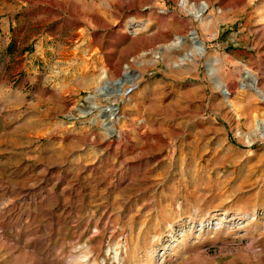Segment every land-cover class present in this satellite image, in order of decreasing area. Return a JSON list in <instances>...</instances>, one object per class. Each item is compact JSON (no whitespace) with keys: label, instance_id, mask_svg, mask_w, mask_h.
I'll use <instances>...</instances> for the list:
<instances>
[{"label":"rangeland","instance_id":"1","mask_svg":"<svg viewBox=\"0 0 264 264\" xmlns=\"http://www.w3.org/2000/svg\"><path fill=\"white\" fill-rule=\"evenodd\" d=\"M0 5L45 16L21 38L34 71L0 75V264H264V99L251 84L264 94V0ZM49 12L156 38L111 76L65 31L35 51L58 26ZM123 72L127 93L106 99Z\"/></svg>","mask_w":264,"mask_h":264},{"label":"crops","instance_id":"2","mask_svg":"<svg viewBox=\"0 0 264 264\" xmlns=\"http://www.w3.org/2000/svg\"><path fill=\"white\" fill-rule=\"evenodd\" d=\"M11 10L12 9H7L4 13H0V75H5L8 72H11L12 69L20 67L30 68L34 71L35 64L33 63L34 61H37V59H35V56H32L33 59H31V57L24 55L26 50H22L23 39L21 38L23 34L26 33L24 30L25 27L28 25H34V21L39 20L41 17L44 18L41 20L45 21V16L42 14L30 17L28 15L16 14L14 12L11 13ZM49 14V21L55 20L54 22H58V26L55 30L49 31V33L41 29L39 33L33 36L36 37V42H33L36 47L35 51H42L43 47L46 48L48 46L50 50H53L55 44L54 40L44 46L42 45L43 41L46 40L47 37H49V39L51 37H57L65 31L66 35H73L78 38L79 43L77 45L78 47H82L83 51H94L95 55L98 54L97 56L99 57L95 56V58H100L101 69H103L107 75L111 76L117 74L120 69V63L130 53L135 51L133 47L135 42L155 40L156 38L155 33L127 35L123 28L111 30V28L107 27H112L113 23L107 25L108 23L106 22L105 25H98L95 28L87 29V18L79 16L78 13L72 17L69 16L71 18H65L64 16H66V14L60 18H56L57 15H54L53 12H49ZM104 19L108 20L105 17ZM70 20H73L72 25H69ZM13 26H16V28L14 29ZM108 31L115 32L114 34H107ZM102 40H105L106 42L104 46L101 43ZM28 41H30V37L28 38ZM65 46L62 45L61 49L66 50L64 48ZM95 49L97 51H95ZM67 50H69V48ZM217 57L216 60L219 59V62H217L216 72L220 77L219 80L224 84L227 80L225 79L227 74L225 73V65L228 63V60H225V56L223 55L218 54ZM212 78L214 80L216 77L213 76ZM154 90L155 87L153 88L152 86L147 89V94L150 92L153 93ZM259 91L262 92V90Z\"/></svg>","mask_w":264,"mask_h":264},{"label":"bare ground","instance_id":"3","mask_svg":"<svg viewBox=\"0 0 264 264\" xmlns=\"http://www.w3.org/2000/svg\"><path fill=\"white\" fill-rule=\"evenodd\" d=\"M185 2H186V0H181V3L184 5L185 4ZM206 5H207V3H205V2H203L202 4H201V6H200V9L199 10H197V9H193L194 11H193V14H194V16H199L200 14H201V11H202V9L204 8V7H206ZM199 46V45H198ZM198 50L199 51H202L203 49H202V47L201 46H199L198 47ZM246 75H247V73H246ZM122 83V82H121ZM255 83V82H254ZM255 85V84H254ZM120 86V85H119ZM107 89H105L104 91H106ZM257 90H258V88H257ZM126 92V87L125 86H120L118 89H113V90H108V91H106V92H104V97L107 99V97H109V96H111L112 94H114V93H116L117 95H119V96H123V94ZM223 92H224V94L225 93H227L228 92V90H227V88H225L224 90H223ZM127 93V92H126ZM256 93L262 98V99H264V95H263V93L261 92V91H256ZM107 106V105H106ZM108 111L107 112H105V113H103V114H101L100 115V118H101V123H102V125L103 126H105V128L109 131V133L111 132V131H113V127H112V125H111V122L112 121H110V118L112 117V115H114L115 113H116V109L115 108H113V107H109L108 106ZM105 110V109H104ZM257 127H259L260 126V124L258 123L257 125H256ZM260 135H262V133L260 134Z\"/></svg>","mask_w":264,"mask_h":264},{"label":"water","instance_id":"4","mask_svg":"<svg viewBox=\"0 0 264 264\" xmlns=\"http://www.w3.org/2000/svg\"><path fill=\"white\" fill-rule=\"evenodd\" d=\"M190 33L193 37L192 41L194 42L195 45H200L203 49V45H202V42L201 40L195 35L193 29L190 30ZM245 73H248L247 71H244V74ZM250 76V74H248ZM132 78L131 75L127 74L126 72H123L121 76L119 77H116L115 79H112L111 82L113 84H115L116 88L115 89H118L119 88V84L123 81V79H126V80H130ZM108 80H104L102 85L100 86L101 89H105L108 85ZM251 84H252V87L255 91H258L257 88L255 87L254 85V81L251 80ZM109 105H112L114 108L116 107V104H114L113 102H108Z\"/></svg>","mask_w":264,"mask_h":264}]
</instances>
